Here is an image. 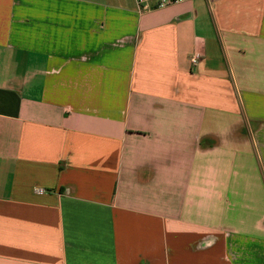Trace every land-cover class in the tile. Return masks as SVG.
I'll list each match as a JSON object with an SVG mask.
<instances>
[{
  "label": "crops",
  "instance_id": "0c3cea01",
  "mask_svg": "<svg viewBox=\"0 0 264 264\" xmlns=\"http://www.w3.org/2000/svg\"><path fill=\"white\" fill-rule=\"evenodd\" d=\"M148 6L0 0V264H264V0Z\"/></svg>",
  "mask_w": 264,
  "mask_h": 264
},
{
  "label": "built area",
  "instance_id": "2783aa9c",
  "mask_svg": "<svg viewBox=\"0 0 264 264\" xmlns=\"http://www.w3.org/2000/svg\"><path fill=\"white\" fill-rule=\"evenodd\" d=\"M186 1H191V0H156V7L157 8H164L169 5L173 4H180ZM137 5L140 7L141 10H148V0H136ZM201 58V54L196 52L192 55L190 58V63L192 66H196L197 63L199 62Z\"/></svg>",
  "mask_w": 264,
  "mask_h": 264
}]
</instances>
